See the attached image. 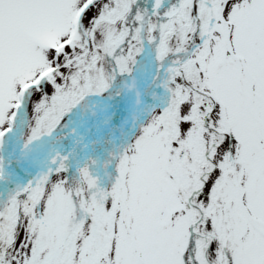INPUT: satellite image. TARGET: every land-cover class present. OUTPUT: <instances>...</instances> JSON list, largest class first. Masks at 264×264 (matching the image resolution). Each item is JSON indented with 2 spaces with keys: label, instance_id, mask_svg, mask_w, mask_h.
<instances>
[{
  "label": "snow or ice",
  "instance_id": "6c2138e0",
  "mask_svg": "<svg viewBox=\"0 0 264 264\" xmlns=\"http://www.w3.org/2000/svg\"><path fill=\"white\" fill-rule=\"evenodd\" d=\"M0 264H264V0H0Z\"/></svg>",
  "mask_w": 264,
  "mask_h": 264
}]
</instances>
